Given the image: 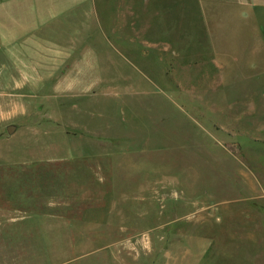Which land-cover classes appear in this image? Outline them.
Returning a JSON list of instances; mask_svg holds the SVG:
<instances>
[{
	"label": "rangeland",
	"instance_id": "374dc122",
	"mask_svg": "<svg viewBox=\"0 0 264 264\" xmlns=\"http://www.w3.org/2000/svg\"><path fill=\"white\" fill-rule=\"evenodd\" d=\"M95 5L0 63V264H264V0Z\"/></svg>",
	"mask_w": 264,
	"mask_h": 264
},
{
	"label": "crops",
	"instance_id": "0c3cea01",
	"mask_svg": "<svg viewBox=\"0 0 264 264\" xmlns=\"http://www.w3.org/2000/svg\"><path fill=\"white\" fill-rule=\"evenodd\" d=\"M95 7V0H0V63L22 64L28 72L34 56L49 55L45 47L58 32L77 29L76 17Z\"/></svg>",
	"mask_w": 264,
	"mask_h": 264
},
{
	"label": "water",
	"instance_id": "95a60500",
	"mask_svg": "<svg viewBox=\"0 0 264 264\" xmlns=\"http://www.w3.org/2000/svg\"><path fill=\"white\" fill-rule=\"evenodd\" d=\"M15 129H16L15 126H9V128H8V132H9V133H12Z\"/></svg>",
	"mask_w": 264,
	"mask_h": 264
},
{
	"label": "clouds",
	"instance_id": "9594fccd",
	"mask_svg": "<svg viewBox=\"0 0 264 264\" xmlns=\"http://www.w3.org/2000/svg\"><path fill=\"white\" fill-rule=\"evenodd\" d=\"M0 118H3V116H0Z\"/></svg>",
	"mask_w": 264,
	"mask_h": 264
}]
</instances>
